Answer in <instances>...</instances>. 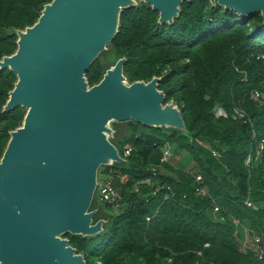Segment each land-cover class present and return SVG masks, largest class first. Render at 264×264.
Returning a JSON list of instances; mask_svg holds the SVG:
<instances>
[{
  "label": "trees",
  "instance_id": "trees-1",
  "mask_svg": "<svg viewBox=\"0 0 264 264\" xmlns=\"http://www.w3.org/2000/svg\"><path fill=\"white\" fill-rule=\"evenodd\" d=\"M51 1L0 0V60L17 50V30L32 26ZM261 54V12L242 17L210 0H185L174 22L161 24L159 12L145 2L122 9L118 32L86 73L89 84L100 82L126 57L128 82L162 77L165 102L182 110L186 130L114 122L110 139L124 160L102 165L99 176L118 188L119 212L93 199V222L104 218L103 231L63 235L87 264H264L253 248L244 247V230L233 221L260 236L264 245V151L256 149L264 139V106L251 97L254 89L264 90ZM16 81L12 70L0 68V160L10 132L26 114L21 106L4 110ZM217 107L229 116L217 117ZM236 107L247 112L249 121L233 118ZM128 148L131 153L124 156ZM167 148L171 155L163 162ZM183 152L193 168L173 163ZM198 187H206L208 195L198 194ZM214 201L221 207L217 213ZM100 206L112 214L99 216Z\"/></svg>",
  "mask_w": 264,
  "mask_h": 264
},
{
  "label": "water",
  "instance_id": "water-1",
  "mask_svg": "<svg viewBox=\"0 0 264 264\" xmlns=\"http://www.w3.org/2000/svg\"><path fill=\"white\" fill-rule=\"evenodd\" d=\"M185 0H143L173 23ZM189 2L193 0H187ZM242 17L264 0H210ZM135 0H52L38 20L17 30V50L0 60L17 81L4 110L26 108L0 160V264H87L66 233L103 231L90 209L102 165L124 157L111 141L114 121L186 130L182 110L165 102L162 77L128 82L126 57L90 85L86 73L118 32Z\"/></svg>",
  "mask_w": 264,
  "mask_h": 264
},
{
  "label": "built area",
  "instance_id": "built-area-1",
  "mask_svg": "<svg viewBox=\"0 0 264 264\" xmlns=\"http://www.w3.org/2000/svg\"><path fill=\"white\" fill-rule=\"evenodd\" d=\"M259 57L264 59V54L259 55ZM251 97L253 100H255L259 105L264 106V90L261 89H254L251 93ZM216 116L217 117H228L229 113L222 107H217L216 108ZM232 116L234 119H240L243 120L244 122L249 121L248 118V114L247 112L240 107H236L232 113ZM256 136V134L254 133V137ZM257 154H260L264 151V139L257 141ZM131 149L132 148H128L125 150L124 152V156H128L131 153ZM214 155H218V152L213 150ZM171 155V151L169 148H167L164 151V155L161 159V161H167L169 156ZM251 154L247 157L246 159V164H249L251 161ZM153 170H155V168H153ZM197 181L201 182L202 181V176L198 175L197 176ZM97 189H99V198L102 201L111 203L113 205V210L115 213H118V206H119V202L121 200V194L118 190V188H116L110 181L106 182V183H100L98 181V186ZM198 194L200 195H208V189L206 187H198L197 188ZM247 204L248 205H252V202L250 200H247ZM221 209L220 205L217 204L215 201L213 202V210L215 213L219 212ZM148 220H150V217L147 218ZM234 223L237 225H240L243 230H244V239H243V245L244 247H251L254 249V251L256 252V255L262 259L264 258V245L262 244V239L260 236H258L257 234H250V231L248 228H246L245 226H243L241 224V222L238 219H233ZM207 264V263H206Z\"/></svg>",
  "mask_w": 264,
  "mask_h": 264
},
{
  "label": "rangeland",
  "instance_id": "rangeland-1",
  "mask_svg": "<svg viewBox=\"0 0 264 264\" xmlns=\"http://www.w3.org/2000/svg\"><path fill=\"white\" fill-rule=\"evenodd\" d=\"M137 3H141L143 2V0H135ZM110 57L109 58V61L113 62L115 60L114 56H108ZM101 59L104 61V57L101 56ZM170 103H174V102H170ZM24 108V107H23ZM26 110V108H24ZM114 122H117V121H114ZM114 122L110 124V127L111 128H114ZM123 126V124L120 125V128ZM112 137V136H111ZM173 163H181V164H184L186 165L187 168L191 169L194 167L195 163L192 161L191 157L189 156L188 153L186 152H183L179 155H176L175 157H173L172 159ZM98 181L100 183H106L108 181H110L109 179H107V176L106 175H100L99 176V173H98ZM94 200H95V204H98V199H99V189L96 190V193H95V196H94ZM97 210V209H96ZM112 214V211L110 209H106L105 207L103 206H100V210H99V213L98 215H103V216H110Z\"/></svg>",
  "mask_w": 264,
  "mask_h": 264
}]
</instances>
